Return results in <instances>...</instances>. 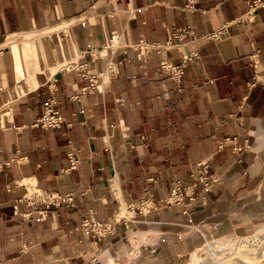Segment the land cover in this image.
<instances>
[{
	"label": "crops",
	"instance_id": "0c3cea01",
	"mask_svg": "<svg viewBox=\"0 0 264 264\" xmlns=\"http://www.w3.org/2000/svg\"><path fill=\"white\" fill-rule=\"evenodd\" d=\"M184 3L0 0V264H185L203 241L194 226L218 239L264 233V6ZM224 25L219 39L203 38ZM188 28L180 49L142 56L133 47L164 45ZM190 52L197 57L179 82L158 72ZM106 61L115 72L81 92L88 81L74 63L102 75ZM51 96L63 123L33 126ZM70 150L79 162L66 171ZM203 161L211 191L203 201L199 185L185 214L164 197ZM30 185L71 193L74 206L41 211L24 200ZM147 190L155 208L129 212L103 240L79 228L121 206L125 214Z\"/></svg>",
	"mask_w": 264,
	"mask_h": 264
},
{
	"label": "built area",
	"instance_id": "2783aa9c",
	"mask_svg": "<svg viewBox=\"0 0 264 264\" xmlns=\"http://www.w3.org/2000/svg\"><path fill=\"white\" fill-rule=\"evenodd\" d=\"M199 0H185L183 9L185 10H194L196 4ZM264 6V0H248L249 9H256L258 7ZM227 33V25L220 27L219 29L207 33L203 38L208 40H217ZM185 35L193 36L192 29H179L176 33L173 34V39L167 41L164 45H151L149 43L140 40L139 43L133 45L142 56H145L151 49L156 50L158 53L170 49H180L183 45L182 41L184 40ZM111 45L116 44L115 37L112 36L110 40ZM90 54V52H89ZM92 57V54H91ZM197 57L196 52H190L183 54L182 61L179 64H172L167 60H162L158 67V72L168 76L175 82H179L183 73L186 62L191 61ZM93 59L91 58L90 61ZM250 64L252 67L257 68L259 64V52L255 51L249 56ZM88 63H74V66L77 68L80 76L83 79L88 81V84L81 88V92H86L91 89H98L100 80H102L103 75H110L115 72V65L111 61H106V66L104 73L100 74H91L88 71ZM72 99H78L79 95L71 96ZM56 99L51 96L43 103L42 113L32 124L33 126H39L44 129L57 128L59 127L64 119L60 112L56 109ZM75 150H70L67 153L69 166L66 171H71L76 168L79 160L76 156ZM208 164L203 161L198 164L196 170L192 174V181L185 183L179 179H175L171 183L170 190L167 193V196L164 197L165 201L170 205H177L183 207V213L187 214L188 210L194 206V202L197 198V190L199 185L202 187L203 191V201H205V196L211 191L212 188V177L209 174ZM31 190L24 195V200L30 205H40L43 207V210L46 211L51 207H59L61 205L74 206L73 198L71 193L61 195L55 192H43L34 186L30 185ZM154 192L147 190L145 196L139 201L137 205H126V213L122 214V206L115 211L110 220L107 221H97L84 218L79 228L83 231L89 233L90 237L94 241H101L110 234L116 232V225L119 223L127 225L130 218L128 217L129 212H139L144 211L148 212L149 210L155 208L154 206ZM24 218H27L23 215ZM200 235L202 236L204 242L206 241L207 236L204 231H201L199 227H195ZM203 242V243H204Z\"/></svg>",
	"mask_w": 264,
	"mask_h": 264
},
{
	"label": "rangeland",
	"instance_id": "374dc122",
	"mask_svg": "<svg viewBox=\"0 0 264 264\" xmlns=\"http://www.w3.org/2000/svg\"><path fill=\"white\" fill-rule=\"evenodd\" d=\"M16 49V48H15ZM123 212L126 213V210L123 209ZM207 237H211L207 234ZM213 239H218V238H214ZM228 238V239H226ZM233 238V237H232ZM260 243L264 244V233L260 236ZM219 240H223V243L220 244L219 247H216L215 252L217 253V257L221 260V264H234L233 260L235 259L234 257H236L235 255H239V257L241 258H246L243 255H254L256 253V247L254 245H249L248 241L251 240H247L246 242H234L231 238L227 237H222L219 238ZM212 241V239H209V242ZM204 240L202 241L201 244H199L200 247H202V249L205 248V244L203 243ZM246 243V244H245ZM211 252V251H210ZM209 251H194L193 254L189 257V255L186 257L185 260V264L187 262V260L191 261V264H216L215 258L211 257L210 259H206L208 258ZM233 258V259H232ZM238 258V257H236ZM205 259V260H204Z\"/></svg>",
	"mask_w": 264,
	"mask_h": 264
},
{
	"label": "bare ground",
	"instance_id": "6f19581e",
	"mask_svg": "<svg viewBox=\"0 0 264 264\" xmlns=\"http://www.w3.org/2000/svg\"><path fill=\"white\" fill-rule=\"evenodd\" d=\"M205 235L207 236V234L205 233ZM262 235V234H261ZM258 235V237H233L231 238L234 242L238 241V242H246L247 240H251L248 241L249 245H254L256 247V253L254 255L248 254V255H243L246 258H241L239 257V255H235L236 257H234L235 259L233 260L234 264H262L264 262V244H261L260 241V236ZM209 239H212V241L209 242ZM247 239V240H246ZM264 240V239H262ZM205 244V248L202 249V247H200L197 251H211L208 258L206 259H210L211 257L215 258L216 264H221V260L217 257V254L215 252L216 247H219L221 243H223V240H219V239H213L212 237H207L206 241L204 242ZM247 243V242H246ZM245 243V244H246ZM233 259V258H232Z\"/></svg>",
	"mask_w": 264,
	"mask_h": 264
}]
</instances>
